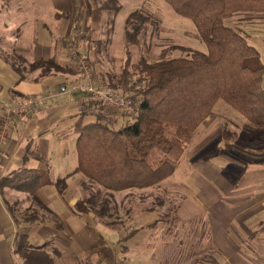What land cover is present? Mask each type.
Listing matches in <instances>:
<instances>
[{
    "label": "rangeland",
    "instance_id": "rangeland-1",
    "mask_svg": "<svg viewBox=\"0 0 264 264\" xmlns=\"http://www.w3.org/2000/svg\"><path fill=\"white\" fill-rule=\"evenodd\" d=\"M3 1L0 0V3ZM87 1L89 3V0H81L84 9L80 10L79 20L74 19V23L80 21V32L83 31L84 36L72 41L71 48L67 50L71 57L67 61H80L79 54L74 52L76 49L81 54L87 53L90 57L88 66H97L106 86H109L110 78L112 82H117L122 74L127 50L132 52V63L141 56L154 62L165 48L173 56L186 55L190 50L207 51L193 20L177 13L167 0H90L91 11L95 10L96 17L89 27ZM3 4L11 8L14 20H19V24L11 30L16 34L17 43L32 48L40 45L44 22L46 28L55 32L52 26L56 20L51 18L55 0H5ZM117 6L120 10L115 13L113 9ZM0 11L11 14L5 7ZM133 11L141 13L139 20L146 29L130 43L125 36L126 19ZM241 18L246 22L236 25L228 20L227 24L243 33L249 43L259 50L264 62V14ZM10 41L0 40L3 46L8 44L7 50L11 52L3 51L2 54L20 72L25 74L33 70L19 51L13 53L15 49L11 47H16V41ZM177 45L180 47L175 48ZM55 63L65 69L59 71L52 68L50 73L69 71L68 65ZM73 63L74 69L81 74L79 62ZM130 71L133 72L132 67ZM212 115L215 120L203 122L196 130L190 146L197 152L183 154L175 173L150 188H133L125 196L118 192L110 200L107 214L98 215L95 212L103 225L118 231H106V227L96 222L95 230L111 243L131 229L155 222L124 243L129 248L126 252L117 253V264H264V209L255 208L253 198L239 204V198H236L241 195L240 192H245L244 187H238V173L245 168L264 169V127L262 129L253 124L223 100L216 103ZM117 123L121 126L125 120L120 119ZM224 129L229 132L228 138L223 135ZM206 165L227 175L230 182L223 194L217 188V193L213 194L216 197L211 200V195L198 185L202 181L198 179L196 184L189 176L195 168L198 175L205 179L204 184H212L201 171ZM69 181L76 183L75 178ZM87 188L84 199L90 192L95 193L97 186L88 185ZM231 190L233 193L228 194ZM106 197L103 192L102 204ZM101 206L97 204L96 209ZM217 236L219 239L227 238L229 243L226 241L224 246L221 240L216 244L214 239Z\"/></svg>",
    "mask_w": 264,
    "mask_h": 264
},
{
    "label": "trees",
    "instance_id": "trees-1",
    "mask_svg": "<svg viewBox=\"0 0 264 264\" xmlns=\"http://www.w3.org/2000/svg\"><path fill=\"white\" fill-rule=\"evenodd\" d=\"M167 1L177 13L193 20L207 51L190 50L186 55L173 56L165 48L154 62L141 56L132 63V52L127 50L122 74L117 82L110 78L109 86L130 91L136 109L131 114L121 115L125 120L121 126L104 121L100 115L95 122L84 123V113L75 125L78 132L76 172L84 175L90 186H97L95 193L92 191L77 202L75 212L78 214L92 210L105 215L117 192L154 186L171 176L196 130L213 116V108L219 100L253 124L264 127L262 56L243 33L227 24L228 20L243 24L246 21L241 16L264 14V0ZM113 10L118 13L120 8ZM140 16L139 11H133L126 19L125 36L130 43L146 29L140 23ZM72 64H68L69 72L78 73ZM30 65L45 74L52 68L65 69L53 58L36 60ZM223 135L229 137L227 129ZM67 178L53 180L48 173L23 169L2 178L1 182L34 195L40 186L47 184H54L63 193ZM103 192L107 195L104 204L101 203ZM97 204L102 205L98 210ZM154 223L123 235L117 243L119 251L126 252L129 246L124 243ZM50 248V241L30 244L26 234H19L16 239L15 249L23 264H55Z\"/></svg>",
    "mask_w": 264,
    "mask_h": 264
},
{
    "label": "crops",
    "instance_id": "crops-1",
    "mask_svg": "<svg viewBox=\"0 0 264 264\" xmlns=\"http://www.w3.org/2000/svg\"><path fill=\"white\" fill-rule=\"evenodd\" d=\"M80 2L81 0H55L51 15V18L56 20L52 26L55 32L46 28L44 22L40 45L33 48L17 43L16 34L11 33V30L19 24V20H14L11 8L0 3V8L5 7L11 12L6 15L0 11V40L16 41V47H11L15 49L13 53L19 51L21 57L29 64L36 60L53 58L58 64L68 65L74 61H67L71 57L70 51L67 50L71 48L72 41L84 36H81L80 29L74 25V19L78 18L80 10L84 9ZM87 10L89 27L92 19L96 17L95 10L91 11L90 0L89 3L87 1ZM39 40L38 37L37 41ZM7 48L8 44L3 46L0 43V264H23L15 249L19 234H26L32 245L50 241V253L55 264H117V253L120 252L117 243L121 236L114 238L116 241L109 242L94 228L96 222L97 225L102 224L94 211L79 214L75 212L77 202L84 199L88 193L86 187L90 185L84 175L76 172L78 154L75 125L83 113L86 115L83 117L84 123L95 122L97 117L85 108L87 105L82 93L60 92L59 89L61 85H67L79 78L80 74L69 71L45 74L40 68L24 74L13 67L2 54L3 51L11 53ZM89 67L96 78L102 79L96 65ZM30 98L37 100L34 107L26 113L13 116L8 123L6 136L1 138V124L4 118L2 101L23 104ZM213 120L215 119L211 116L205 122ZM195 134L188 147L192 144ZM191 146L187 147L184 154L197 152V149L194 151ZM204 167L202 174H205L212 184H204L205 179L198 175L199 172L195 168L190 171L189 176L196 184L198 179L202 181L198 184L200 188L211 195L209 200L215 199L213 194L217 193V188L222 190V194L225 188L228 189L229 177L218 173L219 170L211 165ZM23 169L48 173L53 180L68 177L67 188L61 193L54 184H47L40 186L32 195L1 182L2 178L12 176ZM70 178H75L76 183L72 184ZM238 179V187L245 189L244 193L239 190L241 195L236 197L239 198L238 204L253 198L255 208L264 209V169H242L238 173ZM132 190L133 188L126 189L119 193L125 196ZM231 193L233 190L228 192ZM100 226L106 227V231H117L103 224ZM221 240L224 246L226 241L229 243L227 238L219 239L217 236L214 239L216 244Z\"/></svg>",
    "mask_w": 264,
    "mask_h": 264
},
{
    "label": "built area",
    "instance_id": "built-area-1",
    "mask_svg": "<svg viewBox=\"0 0 264 264\" xmlns=\"http://www.w3.org/2000/svg\"><path fill=\"white\" fill-rule=\"evenodd\" d=\"M79 22L76 21L74 25L81 30L82 26ZM79 33L82 35L83 31ZM74 52L79 54L80 79L67 85H62L59 91L82 93L88 106L86 109H89L88 112L96 117L100 115L107 122L115 123L121 119L122 114H131L136 109V103L131 92L122 88L106 86L101 78H96L93 70L88 66L89 55L87 53L81 54V51L77 49ZM96 81L97 83H95ZM36 102L35 98H30L23 104H14L6 100L2 101L1 106L4 110V118L1 124V131L3 132L1 133V138L6 136L8 123L13 116L30 111Z\"/></svg>",
    "mask_w": 264,
    "mask_h": 264
}]
</instances>
